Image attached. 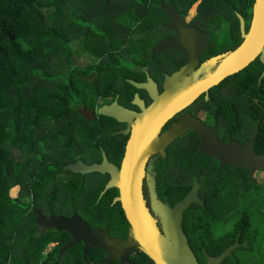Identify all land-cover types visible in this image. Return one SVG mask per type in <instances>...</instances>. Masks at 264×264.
Listing matches in <instances>:
<instances>
[{
  "label": "flooded vegetation",
  "instance_id": "1",
  "mask_svg": "<svg viewBox=\"0 0 264 264\" xmlns=\"http://www.w3.org/2000/svg\"><path fill=\"white\" fill-rule=\"evenodd\" d=\"M253 3L247 10L246 0H160L139 8L144 22L125 27L133 43L151 45L145 52L79 58L112 72L95 104L64 121L68 133L41 139L42 155L18 169L16 204L29 209L35 235L37 213L75 217L126 241L136 226L123 189L139 185L158 234L166 237L164 223L178 226L197 264H264V167L240 165L264 156V44L245 62ZM166 41L171 47L151 52ZM102 58L112 63L100 65ZM128 157L140 164L123 167ZM64 234L45 255L69 242ZM83 249L80 242L58 253L73 260L81 250L85 261ZM87 253L106 258L101 249ZM124 264L155 263L134 247Z\"/></svg>",
  "mask_w": 264,
  "mask_h": 264
},
{
  "label": "trees",
  "instance_id": "2",
  "mask_svg": "<svg viewBox=\"0 0 264 264\" xmlns=\"http://www.w3.org/2000/svg\"><path fill=\"white\" fill-rule=\"evenodd\" d=\"M158 2L0 0V264H104L88 253L84 261L81 250L65 259L59 246L45 255L66 235L34 234L29 209L16 204V176L42 155L39 141L67 134L64 121L80 118L75 108L95 104L109 81L112 68L81 65V52L96 58L145 52L151 45L133 43L125 27L144 22L139 8Z\"/></svg>",
  "mask_w": 264,
  "mask_h": 264
},
{
  "label": "water",
  "instance_id": "3",
  "mask_svg": "<svg viewBox=\"0 0 264 264\" xmlns=\"http://www.w3.org/2000/svg\"><path fill=\"white\" fill-rule=\"evenodd\" d=\"M163 7L168 8L169 14L172 16L174 12L172 7ZM239 19L241 28L243 29V19ZM244 38V47L246 48L245 62L247 63L255 56L257 49L262 48L264 44V0H254L250 27L248 32L244 33ZM167 47H171L170 41L160 42L154 45L151 52L155 53ZM261 58L263 59V56ZM79 112L84 117H87L86 109H82ZM98 114L110 115V110L105 107H100ZM256 136L257 129L250 142L242 146V150H245L246 154L252 150V144ZM139 164L137 159L128 157L124 161L123 167L137 166ZM240 165L247 168L264 167V156L247 155ZM74 167L67 166V168L72 169ZM94 169L96 168L86 167L87 171ZM126 175L127 173H124L125 177ZM123 194L125 202L123 209L127 218L136 226L135 231H132V236L126 241L111 237L108 230L91 228L83 220L81 221L75 217H71L68 220L61 218L45 219L39 214L34 213L36 215L35 231L39 236L43 235L46 230L68 234L70 240L60 248L59 252L80 242L84 245V258L86 257L88 248L101 249L106 254V258L101 260L104 264H111L114 261H119L120 264H124L134 247L144 252L155 264H197L186 243V239L178 233V226H175L172 222H168L167 225L164 223L166 237L158 234L154 223L143 206L144 203L139 185H136L133 189L124 188Z\"/></svg>",
  "mask_w": 264,
  "mask_h": 264
},
{
  "label": "rangeland",
  "instance_id": "4",
  "mask_svg": "<svg viewBox=\"0 0 264 264\" xmlns=\"http://www.w3.org/2000/svg\"><path fill=\"white\" fill-rule=\"evenodd\" d=\"M75 45H77L76 43H75ZM82 54L80 55V60H82V61H88V60H93V58L91 57V55H89L88 53H86V52H81ZM14 194H15V191H14ZM48 250V249H47ZM47 252V251H46Z\"/></svg>",
  "mask_w": 264,
  "mask_h": 264
},
{
  "label": "built area",
  "instance_id": "5",
  "mask_svg": "<svg viewBox=\"0 0 264 264\" xmlns=\"http://www.w3.org/2000/svg\"><path fill=\"white\" fill-rule=\"evenodd\" d=\"M61 264V263H60Z\"/></svg>",
  "mask_w": 264,
  "mask_h": 264
}]
</instances>
